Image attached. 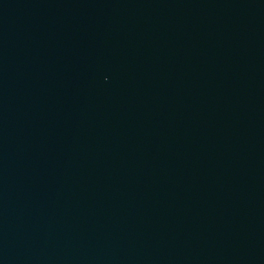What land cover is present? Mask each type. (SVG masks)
<instances>
[{
    "label": "water",
    "instance_id": "1",
    "mask_svg": "<svg viewBox=\"0 0 264 264\" xmlns=\"http://www.w3.org/2000/svg\"><path fill=\"white\" fill-rule=\"evenodd\" d=\"M0 264H264V0H0Z\"/></svg>",
    "mask_w": 264,
    "mask_h": 264
}]
</instances>
